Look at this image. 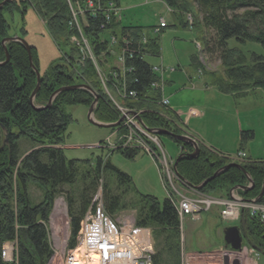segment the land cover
I'll return each mask as SVG.
<instances>
[{"label":"trees","instance_id":"trees-1","mask_svg":"<svg viewBox=\"0 0 264 264\" xmlns=\"http://www.w3.org/2000/svg\"><path fill=\"white\" fill-rule=\"evenodd\" d=\"M163 3L177 16L190 15L192 31L203 51L216 55L223 74L216 79L211 76L210 86L234 98L246 96L255 90L264 92V57L251 54L247 60L240 51L227 47V42L233 39L239 44L256 43L264 49V0H163ZM27 10H31L42 22L48 37L60 53V58L40 76L41 84L33 105L37 108L45 106L52 93L59 88L85 85L97 97L93 112L95 120L105 124L118 121L119 113L102 93L92 67L79 64L77 50L69 44L71 35L67 27L69 10L66 0H9L0 9V63L5 59L1 42L7 38L8 33L3 14L16 11L22 20ZM90 23L91 31L96 33L92 36L98 38L97 33L101 32L100 20ZM179 23L182 28H187L180 17ZM142 32L140 27L120 24L119 35H126L128 39L131 37L133 42L125 59L127 72L112 82L115 87L123 85L126 93H135V98L126 97L120 104L131 112L139 113L145 128L181 135L166 119V110L158 106L159 92L151 88L159 77L151 71V66L144 58L141 59L136 41ZM94 38L91 37L90 42L95 43ZM5 46L9 62L0 65V123L8 131V143L0 150V264H46L53 256L47 232L49 214L56 195L63 193L62 186H74L79 182L82 187L77 201L72 195L65 194L69 227L67 248L73 250L77 244L81 220L92 198L87 194L88 190L95 189L98 181L102 177L104 179V173L115 179L118 186H129L131 181L109 163L108 158L113 150H108L105 158L97 157L94 163L90 160H67L64 157L63 150L57 148L63 145L66 128L71 122L64 109L76 105L89 108L94 97L84 90L65 91L55 97L51 106L35 110L30 103V96L35 89L36 77L26 51L19 43H7ZM159 47V37H152L143 53L158 58ZM94 53H99L98 48ZM31 56L32 64L37 69L38 60L33 48ZM191 60L192 65L198 67L196 58L192 57ZM108 130L111 134L123 133L121 126ZM118 135L115 137L118 138ZM167 138L176 145L179 154H185L177 163L176 172L190 185L201 184L227 164L226 158L219 159L204 148H199L198 155L191 158L187 156L193 151L189 144ZM20 139L27 140L31 146L25 155L20 154ZM252 139V132H241L240 150ZM118 151L128 160L138 155L137 151ZM241 165L251 180L252 189L240 192V195L244 200L255 199L264 180V160ZM246 179L240 170L231 167L199 192L226 197L230 188L244 185ZM30 184L39 187L42 192V201L37 204L31 203L27 194ZM107 186L104 182V213L112 217L122 208V197L112 193ZM117 188L115 191H118ZM136 197L135 226L152 230V236L154 233L157 241L156 250L154 244L152 264H180L178 221L171 202L167 198L160 205L154 197L138 194ZM76 203H79L77 208ZM258 203L264 204V193ZM247 229L250 239L264 248V227L248 221ZM6 243L14 246L10 262L1 259V250Z\"/></svg>","mask_w":264,"mask_h":264},{"label":"rangeland","instance_id":"rangeland-1","mask_svg":"<svg viewBox=\"0 0 264 264\" xmlns=\"http://www.w3.org/2000/svg\"><path fill=\"white\" fill-rule=\"evenodd\" d=\"M14 1L17 2L18 0ZM117 3L121 9L122 26L131 25L140 27L144 29L147 34H149L151 27L158 25V21L161 18L166 23L175 26L172 29L166 30L164 32L165 34L159 37L160 55L164 62L161 57H145L144 60L150 66H158L161 64L163 66L170 65L176 67L178 65L182 68L183 71L181 72L180 70L179 75L176 74L172 76L173 79L171 78V80H169L168 77L171 74H165L162 81L164 87L163 94L165 98L168 100L170 99L172 105L179 107L183 116L188 115L190 110H196L193 109L191 102L195 97L201 95V93L193 92L191 87L196 89L194 91H197L204 87V81L207 84L210 83L211 76L215 79L222 77L223 68L216 59V55H210L203 51L200 42H198V50L194 47V40L196 41L195 33L191 29L182 28L178 21L181 15H173L163 4L162 0H117ZM3 16L8 25L7 37L12 38L20 36L30 48H33L38 60V72L40 76L45 74L50 64L56 62L60 58V53L52 40L48 37L42 22L31 10L26 11L22 20L20 14L16 11L12 14L4 13ZM210 34L212 36V33ZM69 44L72 45L70 41ZM227 47L240 51L247 60L251 54L264 57V49L261 45L256 43L247 42L245 44H239L235 40L230 39L227 42ZM66 52L68 51L66 50ZM79 56H81L80 53L78 58ZM192 57H195L197 60V68L202 78L199 77L192 68ZM86 59L84 65L89 64L92 69V65H95L96 69H99L96 64V58H94L96 61H92L89 58ZM61 63L62 60H60V64ZM74 63L77 65L76 62ZM108 73V69L101 65L98 74L102 76V81L99 82L102 93L114 107L115 103L125 109L120 104V101L126 99L124 95H121L122 85L116 86L117 88L114 85L106 87L108 84L107 81L110 80L107 79L109 78ZM177 76L178 80L176 78ZM209 103V106L205 107L204 110L199 109L205 116L207 123L206 129H210L215 122H217L224 128L223 134L225 135V143L229 142L232 144L234 143V136H236V123L239 119L242 126L250 130L247 132H252L253 134V140L246 143V151L249 150L251 160L257 162L263 161L264 92L257 90L255 94L246 99L239 98V100L235 101V104L228 100H216L213 98H210ZM163 109L166 110L165 108ZM87 110L88 108L82 105L65 107L64 111L70 116L71 122L66 128L63 145L57 146V148L63 150L64 157L67 160H90L91 163H94L97 157L105 158L108 151L100 148H102L101 145L104 143H109L110 146H107V149L111 147L110 149L113 150V153L109 156L108 161L115 169L126 174L130 178V185L118 186L115 179H112V177L104 173V179L102 177L98 181V185L95 189L88 190L87 192L92 198L86 211L89 209L94 210L99 202L104 209L105 200L103 184L106 182L108 185L107 187L112 193H116L122 197L120 201V206L122 208L114 213L111 219L116 223L127 222L135 225L136 210L134 208V203L138 201L136 197L137 194L154 197L161 205L164 200L168 198L165 187L161 182L156 166L148 155L139 153L132 160L125 159L119 153L114 143L115 136L118 134H111L109 130L99 129L90 125L87 121ZM116 110L118 111V109ZM118 113L120 114L119 111ZM166 113L169 115L166 114V119L169 120V123L174 125L179 134H186V131L181 127L182 124H180L168 110H166ZM238 113L240 114L239 116ZM189 117H191V114H189ZM193 119L194 118L191 119V125L196 121ZM122 129L123 133L118 135V139L122 135H130V132H133V129L128 125L123 126ZM133 136L135 138L134 133ZM124 140L125 139H121L120 141L123 142ZM159 140L163 147V151L171 160H175L179 155L176 145L165 136H159ZM236 144H238V141ZM19 147L21 155L27 154V151L31 148L30 143L22 139L19 141ZM230 151V154H234L235 147ZM208 152L219 159L226 158V165L231 163L240 164L238 159L224 157L223 155L214 153V150ZM242 164L248 165L249 163L243 162ZM80 184L81 183L78 182L75 183L74 186H62L61 189L63 193L55 197L47 225L48 241L53 249V256L46 264H61L64 255L67 253H71L72 255L77 249L81 248L79 240V242L77 241L75 249L69 250L67 248L69 227L65 203L66 193L72 195L76 201L79 199V192L82 188ZM116 188L118 191H115ZM180 191L182 193H191V191L182 185ZM27 194L33 204L42 201V192L40 188L33 184L28 185ZM78 205L79 203H76L75 207L77 208ZM215 210L216 208H213L210 213H202L200 215V220L196 222H192L188 219L184 220L182 232L186 249L192 251H209L207 255L199 256L194 258V260L192 259L190 262H193V264H202V260L206 262H208V260L215 262L220 260L221 254L218 251L219 249L215 248L218 244L222 243V231L227 225L219 220ZM153 240L156 250L157 241L155 240L154 233ZM210 252L212 253L210 254Z\"/></svg>","mask_w":264,"mask_h":264},{"label":"built area","instance_id":"built-area-1","mask_svg":"<svg viewBox=\"0 0 264 264\" xmlns=\"http://www.w3.org/2000/svg\"><path fill=\"white\" fill-rule=\"evenodd\" d=\"M69 10V20L67 27L70 32V43L76 48L79 56V64L84 65L86 58L92 61L97 59V66L100 70L101 65L105 66L109 73V77L117 79L123 76L127 69L125 68V59L128 55L129 48L132 44L131 37L128 39L125 36H120L118 33L121 22V9L115 0H66ZM100 20L98 38H94V32L91 31L90 21ZM166 28V23L160 19L159 25L152 32L158 34L161 29ZM118 32V33H117ZM91 37L95 43L90 42ZM141 59L148 54H144L147 38L143 35L136 41ZM94 44V45H93ZM98 48V54H95V49ZM96 61V60H95ZM151 71L156 74L159 79L152 84V87L160 93V103L163 108L168 107V99L163 97V77L165 74H171L174 68L166 67H151ZM101 80L102 76L100 75ZM107 78V76H106ZM117 88V87H116ZM122 94L127 98H135V93H126V88L122 85ZM114 103V102H113ZM116 109L120 112L119 116L123 117L122 127L130 126L133 132L130 135H122L120 139L123 141V146H140L148 156L155 157L160 166L161 179L165 180L167 190L170 197V202L177 203L179 209L184 214H196L206 211L205 202L191 197L176 198L171 193L180 192L178 183L172 170V161L167 157L160 146L156 136L147 133L137 122L136 117L139 113L130 112L115 104ZM131 113H133L131 115ZM135 134V138L133 136ZM110 146V145H109ZM111 148V147H109ZM153 148V150H152ZM232 159L243 160L244 155L238 154ZM162 179V180H163ZM223 216H231L234 213V208L230 205L224 207V203L217 201L216 203ZM251 215H256L260 218L264 225V205L263 204H244ZM230 213L229 215H227ZM80 241L83 253L84 264L96 256L97 264H152L154 255V245L152 240L151 230L145 227H137L132 223L122 222L116 223L108 215L104 213L102 204L99 202L94 210L89 209L84 214L80 230L77 236V241ZM78 241V242H79ZM72 252V251H71ZM74 254L67 253L63 256L61 264H78L75 263ZM13 245H4L1 250V259L3 262L12 261ZM109 253V255H108Z\"/></svg>","mask_w":264,"mask_h":264},{"label":"bare ground","instance_id":"bare-ground-1","mask_svg":"<svg viewBox=\"0 0 264 264\" xmlns=\"http://www.w3.org/2000/svg\"><path fill=\"white\" fill-rule=\"evenodd\" d=\"M93 71H94V75H95L96 81L98 83L100 81H102L100 75L98 74V72H97V70L95 69L94 66H93ZM107 79H110V80L107 81L108 84L106 85V87H108L110 85H114L113 82H112L113 80L115 81L114 78L109 77ZM151 88L158 93L157 89H155L153 87H151ZM92 93H93V95L92 94L91 95L93 97L94 96L96 97V95H95V93L93 91H92ZM163 97H164V94H163ZM158 106L163 109V107L161 106L160 102L158 103ZM181 135L188 136L187 134H181ZM120 140H121L120 138L118 139L116 137L114 139V143H115V146H116L117 149H119V150L137 151L138 154L139 153H143V154L147 155V153L144 152L145 150L142 147L136 146V145L126 146L125 147V146H123V142H121ZM239 153L244 155L245 162L257 163V161H255V160H251L250 158L248 159L245 156L244 153H242L240 151H239ZM149 158L152 160V162L154 163V165L157 168L158 173L161 175L160 166L158 164L157 159L155 157H151V156H149ZM173 173H174V171H173ZM174 176H175V178L177 180L179 191H180L181 185L186 187L189 191H191V193H182L181 191L180 192H176V193H171L174 197H176V198L191 197V198L199 199V200L205 202V208H207L206 211H202V212H199V213H196V214H184L183 212L180 211L179 206H178L177 203H173V202L170 203L171 206L174 208V210L176 212L177 221H178V228L177 229L179 230V242H180V252H181L180 264H193V262H190V261H192V259L194 260V258L198 257L195 254L192 255L191 253H188L187 249L185 247V242H184L185 239H184L183 232H182L184 220L188 219V220H190L192 222L199 221L200 220V215L202 213H209V211H211L213 208L219 209V218L222 220L223 224L227 225L226 227H237V228H240L241 234H243L245 236V239H242V245H241L242 251H241V253H233V252H231L229 250L228 247L225 248L224 245H223V240H222V243L220 245L221 247L218 250L220 252V254H221L220 260L217 261L218 263L215 262V261H209L208 260V262H206V261L202 260V264H206V263L207 264H224V257L225 256L228 257L229 264H232V262L235 259H238L240 264H242L241 263V254H242L243 250L245 249V247L249 248L251 250V252H253L256 256H261L262 255L264 250L262 249V246L259 243L258 244L254 243L250 239V235L248 233L247 225H248V221L257 222L262 227H264V225H263V223L261 222V220H260V218L258 216L251 215L250 210L246 206H244V204H252V203H250V201H252L253 199L252 200H244V198H242V196L240 195V192H246V191H249V190L252 189V187L248 183L247 179H246V183L244 185L235 186V187L230 188L226 197H218V196L208 195V194H205V193H200L199 191H200L201 188L198 189V190L191 189L190 187L185 185L182 181H180L178 176L175 173H174ZM244 177H245V175H244ZM210 178H208V179H210ZM162 179H163V177H162ZM207 180H205V181H207ZM213 180H210L204 186L208 185ZM163 181H164V184L166 186V183H165L164 179H163ZM205 181H203V182H205ZM186 183H188V182H186ZM201 184H199V185H201ZM188 185H190V184L188 183ZM199 185H196V186H199ZM179 186H180V188H179ZM190 186L191 187H196V186H193V185H190ZM167 189H168V187H167ZM168 200L170 201V197L168 198ZM217 201H221V202L224 203V206L222 208L227 207L228 205L232 206L234 208V213L231 216H223L222 214H220L221 209L219 207H217L218 206L216 204ZM244 201H247V202H244ZM255 204H259V203L257 202ZM229 214L230 213H228L227 215H229ZM263 240H264V238H263ZM108 255H109V253H108ZM95 259H96V256H92V258L88 259V261L85 264H97ZM75 263L84 264L83 253L79 249H77V252L75 254ZM197 264H199V263H197Z\"/></svg>","mask_w":264,"mask_h":264},{"label":"crops","instance_id":"crops-1","mask_svg":"<svg viewBox=\"0 0 264 264\" xmlns=\"http://www.w3.org/2000/svg\"><path fill=\"white\" fill-rule=\"evenodd\" d=\"M183 19H184V16H182V20ZM174 27L175 26L173 24L168 23V28H166L164 31H162L160 33L159 37L161 35L165 34L164 32L166 30L172 29ZM144 34L146 36H148L149 38H152L150 31H149V34H147L144 31ZM159 57H161V59L163 60L160 53H159ZM163 62H164V60H163ZM165 67L175 68V71H176L175 73L168 76L169 80H171L172 76H175L176 74L179 75L180 70H181V72L183 71V69L180 68L178 65L176 67L166 65ZM192 68H193V70H195L196 74L199 75V69L193 65H192ZM199 77H201V76L199 75ZM176 78L178 80V76ZM203 83H204V87L202 89L197 90V91H194L196 89L191 87V90L193 92L201 93V95L195 97V99L191 102L193 109H196V110H190L188 112L189 114H191V117H189V114L186 116H183L179 107H177L176 105H172V103H170V99H169L168 111L176 120H178L180 122V124L183 125V126L181 125V127L186 131V134L188 136H190L197 143L199 148H204L208 151L214 150L215 151L214 153H217L219 155H223L225 157L226 156L230 157L231 155L236 156L237 152H239V150H240V144H239L240 133L244 132V131L247 132L250 130L245 129L244 126H242L241 121L238 119V122L236 123V127H235L236 136H234V143H232V144L229 142L225 143V135L223 134V131H224L223 126H221L220 124L215 122V124L210 129H206L207 123H206L205 116H204L203 112L200 111L199 109L204 110L205 107L209 106L210 98H213L216 100H218V99L228 100V101H231L235 104V101L239 100V98L246 99V98L250 97L251 95L255 94V92L257 90H255L251 93H248L246 96L234 98L230 95H224V94L219 93L215 87L210 86V84H207L205 81ZM239 115L240 114L238 113V116ZM192 118H194L193 120H196L193 125L190 124ZM237 141H238V144H236ZM236 145H237V147H236ZM234 147H235V153L230 154L229 153V152H231L230 150L234 149ZM246 147H247V144H244L242 146V150H240V152L244 153L248 159L249 158L251 159V157L249 155V150L246 151ZM29 151L30 150H28L27 152H29ZM211 211H209V213ZM215 211H216L217 216L219 218V209L216 208ZM219 220H221V219L219 218ZM221 222H222V220H221ZM220 245H221V243L218 244V246L215 249H219L221 247ZM187 252L191 253L192 255L195 254L198 257L202 256V255H207V253H209V251H200V250L199 251H192L189 249H187ZM211 253L212 252H210V254ZM263 259H264V256H262V255L256 256L253 252H251V250L249 248H246V247L241 254V263L242 264H264Z\"/></svg>","mask_w":264,"mask_h":264},{"label":"water","instance_id":"water-1","mask_svg":"<svg viewBox=\"0 0 264 264\" xmlns=\"http://www.w3.org/2000/svg\"><path fill=\"white\" fill-rule=\"evenodd\" d=\"M8 1L9 0H3L0 3V9L3 8V6ZM7 43H19V44H21L24 47V49L26 51L30 67L33 70V72L35 74V77H36L35 89L33 90V92L31 93V96H30V103L34 107L35 110H40V109L47 108V107L51 106V104H52L53 100L55 99V97L58 94H60L61 92L70 91V90H78L79 89V90L87 91L88 93L93 95L92 91L87 86H84V85H75V86H71V87L59 88V89H57L56 91H54L52 93V95L49 97V99L47 101V104L45 106L40 107V108L35 107L33 105V100H34V97H35L36 93L38 92V90L40 88L41 82H40V74H39L38 70L34 67V65L32 64L31 48L21 37H12V38L3 39L2 42H1V45H2V49H3V52H4V58L5 59H4L3 62L0 63V65L7 64L9 62V54H8L7 48L5 46ZM96 103H97V97L94 96V100H93V102L91 103V105L89 106V108L87 110V121H88V123L90 125L96 127V128L105 129V130L114 129V128L119 127L120 124L123 121V117L120 118L115 123H111V124L100 123V122L95 120L93 112H94V108L96 106ZM137 120L142 125L141 120L139 118H137ZM0 131H1V134H2V141L0 143V150H1L3 147L7 146V143H8V131L1 123H0ZM148 132L151 133V134H156L158 136L170 137V138H172V139H174V140H176L178 142L184 143V144H189L192 147L193 151H192V153L190 155H187V156H189L191 158L196 157L198 155V153H199V147H198L197 143L192 138H190L189 136L176 135V134L171 133V132H169L167 130H148ZM184 155L185 154H180L175 159V161L173 163V171H174V173L177 176H178V174L176 172V166H177V163L180 161L181 158H183ZM231 167H234V168L240 170L246 176L248 183L252 187L251 180H250L249 176L247 175V173L245 172V170L243 169V167L241 165H239V164H234V163H231V164L223 166L218 171H216L214 173V175L210 179H208L207 181L203 182L201 185L196 186V187H191L190 185H188V183H186L179 176H178V178H179L180 181H182L185 185H187L191 189L198 190V189L204 187V185L207 182H209L210 180H213L220 173H222L223 171H225L226 169L231 168ZM263 193H264V180H263L262 188H261V191H260L259 195L255 199L250 201V203H252V204L257 203L259 201V199L263 196ZM244 202H247V201H244ZM242 239H245V236L243 234H241L240 228H237V227H226L222 231L223 245H224L225 248L228 247L229 250L231 252H233V253H241V251H242V248H241ZM262 255L264 256V252L262 253ZM224 264H229V259H228L227 256L224 257ZM232 264H240V262H239L238 259H235L232 262Z\"/></svg>","mask_w":264,"mask_h":264},{"label":"flooded vegetation","instance_id":"flooded-vegetation-1","mask_svg":"<svg viewBox=\"0 0 264 264\" xmlns=\"http://www.w3.org/2000/svg\"><path fill=\"white\" fill-rule=\"evenodd\" d=\"M264 250V248H262Z\"/></svg>","mask_w":264,"mask_h":264}]
</instances>
